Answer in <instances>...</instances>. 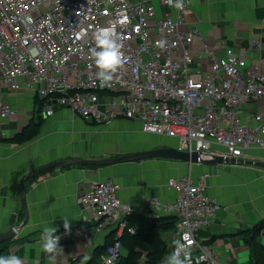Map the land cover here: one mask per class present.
<instances>
[{
	"label": "built area",
	"instance_id": "2783aa9c",
	"mask_svg": "<svg viewBox=\"0 0 264 264\" xmlns=\"http://www.w3.org/2000/svg\"><path fill=\"white\" fill-rule=\"evenodd\" d=\"M189 5L185 0L184 9L177 10L166 0H0V89L43 97L44 117L59 106L96 124L136 120L141 131L175 137L177 150L206 159L264 149L262 114L246 120L239 115L243 102L264 96V73L246 66L243 53L221 47L217 56L206 44L200 48L206 66L197 68L191 45L200 36L185 22ZM105 27L120 37L125 63L110 86L101 88L90 50L92 34ZM13 115L0 98V119ZM165 185L174 192L172 201L162 204L150 196L145 203L175 216L168 254L187 234L194 242L193 264H239L222 259L197 235L217 208L202 181L185 174ZM116 188L109 179L91 182L78 200L98 227L114 223L119 234L132 208L120 203ZM119 249L117 241L108 245L99 263L113 264Z\"/></svg>",
	"mask_w": 264,
	"mask_h": 264
},
{
	"label": "crops",
	"instance_id": "0c3cea01",
	"mask_svg": "<svg viewBox=\"0 0 264 264\" xmlns=\"http://www.w3.org/2000/svg\"><path fill=\"white\" fill-rule=\"evenodd\" d=\"M185 22L196 27L200 36L191 45L197 68L198 64L206 66L200 51L201 45L206 44L215 49L217 56L221 47L241 52L246 66L264 73V0H190ZM33 96L28 90L0 89V98L15 110V115L0 119V138L12 136L29 119L40 115ZM256 112L262 114L264 122V96L240 105L241 120ZM40 117L37 132L28 141L16 144L0 140V235L14 230L12 237L0 242V256L15 254L24 264H71L73 260V264H81L83 256L91 257L93 249L105 243L107 232L115 228L114 223L98 227L96 217L82 210L78 199L87 184L109 179L117 186L115 196L132 212L168 215L161 207H150L145 201L150 196L162 204L172 201L174 192L166 187V180L189 174L192 181H202L206 195L217 205L213 218L197 231L198 237L211 244L222 259L228 257L237 262L236 258L243 257L246 251L247 261L242 264H248L242 238L247 228L264 217V149L249 148L239 157L261 165H215L148 157L109 165L75 164L45 169L24 182L23 207V177L47 163L109 159L177 146L175 137L143 132L138 121L122 117L96 124L59 106L53 107L50 116ZM63 217L70 221L71 234H65ZM23 218L25 223L19 227ZM51 226L57 227L62 251L49 254L41 245L43 229ZM164 232H170L166 238L163 232L160 234L169 246L173 230ZM259 236H264V231ZM258 237L256 241L260 243Z\"/></svg>",
	"mask_w": 264,
	"mask_h": 264
},
{
	"label": "trees",
	"instance_id": "16d2710c",
	"mask_svg": "<svg viewBox=\"0 0 264 264\" xmlns=\"http://www.w3.org/2000/svg\"><path fill=\"white\" fill-rule=\"evenodd\" d=\"M37 112L45 101L43 97L34 94ZM40 115L35 120L29 119L17 132L7 138H0L3 142L20 144L31 139L37 132ZM93 167V166H91ZM125 226L119 234L116 229L107 232L105 243L95 247L91 259L87 264H100L99 258L106 247L117 241L120 245L119 254L113 264H162L168 254V246L161 237V232L174 230L175 216L144 215L131 212L125 216ZM131 229L132 232H129ZM264 231V217L247 228L246 236L242 242L247 247L248 264H264V245L258 243L256 238ZM170 244V243H169ZM120 250H122L120 252ZM75 260L71 262L73 264Z\"/></svg>",
	"mask_w": 264,
	"mask_h": 264
},
{
	"label": "clouds",
	"instance_id": "9594fccd",
	"mask_svg": "<svg viewBox=\"0 0 264 264\" xmlns=\"http://www.w3.org/2000/svg\"><path fill=\"white\" fill-rule=\"evenodd\" d=\"M166 2L177 10H183L185 0H166ZM95 41V47L90 50V57L97 68L96 78L100 82V87H108L113 81L115 74L123 67L125 57L122 52L123 45L120 37L111 29V27L98 28L92 34ZM163 46L164 42H158ZM63 228L65 234H71V225L67 217H63ZM42 250L45 253H56L62 251L59 246L60 236L57 234V227H45L43 229ZM184 242L174 241L173 252L166 257L164 264H193L191 245L194 243L187 234L183 237ZM91 259L85 255L81 264H87ZM0 264H24L23 260L17 255L0 256Z\"/></svg>",
	"mask_w": 264,
	"mask_h": 264
},
{
	"label": "water",
	"instance_id": "95a60500",
	"mask_svg": "<svg viewBox=\"0 0 264 264\" xmlns=\"http://www.w3.org/2000/svg\"><path fill=\"white\" fill-rule=\"evenodd\" d=\"M148 157H167V158H176L186 162H193V163H209V164H235V163H244V164H252V165H261L259 162H253L249 160H243L241 158H234V157H227V156H212L209 159L202 158L197 152H183L179 151L176 148L172 147H161L155 148L148 151L137 152L133 154H128L124 156L109 158V159H71V160H61V161H54L51 163H47L43 166L35 168L28 172L22 179L20 184V202L24 207L23 198L21 195V191L23 188L24 182L33 174L43 171L45 169L55 168V167H62L67 165H75V164H84V165H109L113 163L123 162V161H134L142 158ZM25 223V218H23L19 227H21ZM14 235V230L11 228L4 234L0 235V242L12 237Z\"/></svg>",
	"mask_w": 264,
	"mask_h": 264
},
{
	"label": "rangeland",
	"instance_id": "374dc122",
	"mask_svg": "<svg viewBox=\"0 0 264 264\" xmlns=\"http://www.w3.org/2000/svg\"><path fill=\"white\" fill-rule=\"evenodd\" d=\"M132 212V211H131ZM120 233V232H119ZM163 234V237L164 238H166V237H168L169 235H170V232H163L162 233ZM258 240H259V242L262 244V245H264V236H259L258 237ZM170 245V244H169ZM122 250H120V252H121ZM247 253H246V251H245V253H244V256L243 257H238V258H236V260H237V262L239 263V264H242V262H246L247 261V255H246Z\"/></svg>",
	"mask_w": 264,
	"mask_h": 264
}]
</instances>
